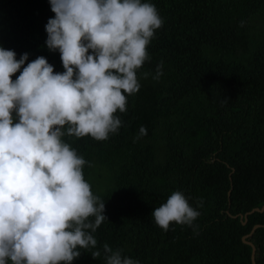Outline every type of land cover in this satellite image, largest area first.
I'll list each match as a JSON object with an SVG mask.
<instances>
[{
	"label": "trees",
	"instance_id": "obj_1",
	"mask_svg": "<svg viewBox=\"0 0 264 264\" xmlns=\"http://www.w3.org/2000/svg\"><path fill=\"white\" fill-rule=\"evenodd\" d=\"M141 2L155 5L163 25L137 70L139 91L125 93L127 111L114 114L118 133L62 138L86 161L84 179L108 218L92 233L96 248L80 249L72 264H106L104 244L139 264H251L241 237L254 225L244 240L264 264V209L238 219L264 205V0ZM54 15L49 0H0V47L17 59L28 53L24 66L44 56L65 71L45 43ZM141 126L147 134L135 139ZM175 191L200 215L164 231L151 214Z\"/></svg>",
	"mask_w": 264,
	"mask_h": 264
},
{
	"label": "clouds",
	"instance_id": "obj_2",
	"mask_svg": "<svg viewBox=\"0 0 264 264\" xmlns=\"http://www.w3.org/2000/svg\"><path fill=\"white\" fill-rule=\"evenodd\" d=\"M49 3L55 15L45 43L59 51L65 71L54 72L44 56L24 66L28 53L17 59L0 47V264H72L80 249L96 248L92 233L108 220L105 203L84 179L86 161L62 138L104 141L118 133L114 114L127 111L125 93L139 91L137 70L163 25L155 5L141 0ZM146 134L141 126L135 139ZM151 215L168 231L171 222L192 226L200 213L175 191ZM103 251L106 264H139L108 244Z\"/></svg>",
	"mask_w": 264,
	"mask_h": 264
},
{
	"label": "water",
	"instance_id": "obj_3",
	"mask_svg": "<svg viewBox=\"0 0 264 264\" xmlns=\"http://www.w3.org/2000/svg\"><path fill=\"white\" fill-rule=\"evenodd\" d=\"M263 209H264V205H262L260 208H252L250 211L244 213L243 215H239V216H238V219H239V220H243V222H244L247 214H249V213H251V212H254V211H256V212H257V211L261 212ZM255 227H256V225L252 226V228L250 229L249 233H248L247 235L241 237V240H242L245 244L250 245V255H249V258H250V262H251V264H254V263H253V252H254V248L251 246V244H250L249 242L245 241L244 238H245L246 236L250 235L251 232H252V230H253Z\"/></svg>",
	"mask_w": 264,
	"mask_h": 264
}]
</instances>
